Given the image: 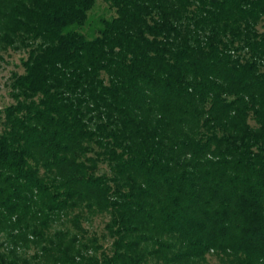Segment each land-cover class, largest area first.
<instances>
[{"label": "trees", "instance_id": "obj_1", "mask_svg": "<svg viewBox=\"0 0 264 264\" xmlns=\"http://www.w3.org/2000/svg\"><path fill=\"white\" fill-rule=\"evenodd\" d=\"M0 43V264H264V0H0Z\"/></svg>", "mask_w": 264, "mask_h": 264}, {"label": "rangeland", "instance_id": "obj_2", "mask_svg": "<svg viewBox=\"0 0 264 264\" xmlns=\"http://www.w3.org/2000/svg\"><path fill=\"white\" fill-rule=\"evenodd\" d=\"M89 24L83 29V33L94 35L97 30V21L99 18H111L115 16V10L110 8L106 3L102 1L97 2L94 8L89 12ZM28 56L27 50L22 48L20 45L15 44L13 46H5L0 43V130L2 128L3 121V111L4 108L11 105L12 99L9 95V83L13 74H22L23 66L22 62L26 60ZM253 126V121H250ZM108 222V216L106 214H95L87 215L82 221V227L87 231L89 237L96 236L100 238V244L103 246L104 250L108 251L110 248L111 241L105 236V225ZM64 230L70 235L75 234L70 223L62 221L54 226V230ZM106 237V238H104ZM4 237L0 235V244L4 243ZM83 243L86 241L81 240ZM87 243V242H86ZM88 244V243H87ZM2 251V250H1ZM0 251V252H1ZM4 251V250H3ZM18 256L22 261H28L30 264H45L44 261L35 262L31 260V257L35 254L36 248L31 246L23 251H17ZM93 250L88 253H84L86 257L92 256ZM44 262V263H43ZM197 264H226L225 258H222L217 254H209L203 260L197 262Z\"/></svg>", "mask_w": 264, "mask_h": 264}]
</instances>
